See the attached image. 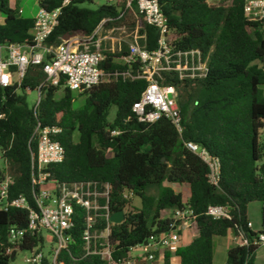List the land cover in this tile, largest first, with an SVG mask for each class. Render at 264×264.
Listing matches in <instances>:
<instances>
[{
  "label": "trees",
  "instance_id": "obj_1",
  "mask_svg": "<svg viewBox=\"0 0 264 264\" xmlns=\"http://www.w3.org/2000/svg\"><path fill=\"white\" fill-rule=\"evenodd\" d=\"M247 0H158L170 29V44L176 50H197L207 59L203 78L179 80L163 74L161 85L177 90L182 132L159 119L140 123L131 111L146 83L118 78L82 93L60 87H41V67L30 66L20 85L0 87V151L4 166L13 177L6 201L26 198L32 209L31 157L37 125L56 127L52 139L64 149V160L48 165L49 180L59 183L96 182L108 184L109 210L125 212L120 224H111L108 244L114 262L127 256L129 248L169 230L166 211L182 206V194L171 185H185L187 205L195 215L197 234L175 256L180 264H213V238L232 232L248 241L247 246L227 250L225 264H253L258 247L252 239L264 234V19L245 17ZM20 0H0V46L31 41L33 17L19 8ZM37 0L45 10L60 7L58 23L47 39L56 46L73 35L89 36L105 19V27H137L138 44L147 50L156 47L157 31L147 25L133 5H97L94 0ZM22 11L19 13V11ZM100 67L105 71H126L119 60L127 55L124 44L114 53L104 52ZM40 87V99L29 106L27 94ZM82 103L76 105V100ZM35 108V109H34ZM114 109L110 120L111 109ZM193 142L219 160L217 186L209 184L206 165L185 147ZM4 167V168H5ZM0 170V180L5 169ZM131 193V200L122 198ZM139 199V207L131 201ZM260 203V229L252 228L248 207ZM209 206H220L226 217L206 215ZM133 208V209H132ZM248 223L251 227H248ZM28 226V212L7 206L0 209V264H13L9 249L27 251L43 248L42 232L27 233L24 241L12 246L11 228ZM100 225L99 228H103ZM82 209L76 207L71 242L59 259L66 264H106L100 257L84 256Z\"/></svg>",
  "mask_w": 264,
  "mask_h": 264
},
{
  "label": "built area",
  "instance_id": "obj_2",
  "mask_svg": "<svg viewBox=\"0 0 264 264\" xmlns=\"http://www.w3.org/2000/svg\"><path fill=\"white\" fill-rule=\"evenodd\" d=\"M106 5L124 6L131 11L134 5L143 16L147 25L153 27L158 38L156 47L147 50L138 44L137 27L131 40L114 39L111 33L115 27L106 28L110 19L103 20L89 36L73 35L62 39L56 46L47 45V39L58 23L60 7L45 10L38 7L33 16L34 25L31 41L21 44L0 46V87L20 85L30 66L41 67L45 80L41 87L54 86L82 93L96 85L109 83L118 78L142 80L146 85L139 99L131 106V111L140 123L152 124L159 119L169 121L178 134L182 132L181 117L177 105V90L173 85H161L163 74H174L179 80L203 78L207 72V59L197 50L180 51L170 44V29L158 0H100ZM69 0H62L61 6ZM22 11L20 10L19 13ZM246 18L252 21L264 19V0H247L243 6ZM102 40L109 41L108 49L102 47ZM124 44L127 55L119 62L127 65L126 71H105L100 65L104 61V52L114 53ZM116 52V51H115ZM40 99V87L37 89L35 108ZM34 108V109H35ZM1 118V115H0ZM56 127L37 125L32 137L36 141L35 154L31 157V185L34 188L32 209L23 196L6 201L8 188L13 177L5 173L0 180V209L7 206L28 212V226L23 230L11 228L8 233L12 246L24 241L27 233L41 231L43 248L27 250L24 264H66L59 257L67 251L71 242L70 230L73 227V215L76 207L82 209L84 229L82 231L84 256H98L106 264H177L175 252L180 247V235L187 230H196L195 215L182 198V206L166 211L170 220L169 230L150 234L147 239L129 248L127 256L114 262L111 247L108 244L110 233L109 210L110 189L108 184L96 182L59 183L49 180L45 168L59 164L64 160V149L52 136L59 133ZM186 149L195 154L207 167L209 184L217 186L219 180V160L211 156L206 149L186 142ZM124 200H131V193H124ZM125 212H123L124 214ZM206 215L213 219L226 217V211L220 206H209ZM104 225L101 229L100 225ZM248 227L251 224L248 223ZM46 233V236L44 235ZM237 246L248 245L241 236L235 237ZM251 245L264 246V234L252 239ZM8 252H17L9 249ZM259 264V263H253Z\"/></svg>",
  "mask_w": 264,
  "mask_h": 264
},
{
  "label": "rangeland",
  "instance_id": "obj_3",
  "mask_svg": "<svg viewBox=\"0 0 264 264\" xmlns=\"http://www.w3.org/2000/svg\"><path fill=\"white\" fill-rule=\"evenodd\" d=\"M209 4L211 5H216L221 3L220 0H207ZM94 3L97 5H101L103 4V2H101L100 0H94ZM19 8H21V10L23 11V15L26 17H33L37 11V0H20L19 4H18ZM116 29L111 33V37H113L114 39H121V40H131L133 37V32L134 30L129 29L126 26L123 27H115ZM102 47L105 49H108L109 47V41H104L102 40ZM113 51H117V43H115L114 49ZM37 100V91H31L27 94V103L29 106H32L34 104V102ZM82 103V99H77L76 100V105H80ZM114 115V109L112 108L110 111V115H109V119L111 120L113 118ZM4 166V162L3 159L1 157V151H0V170L3 169ZM5 172L4 173H9L7 167L4 168ZM185 193H183L182 196H184V198H187L188 195V191H187V187L185 185H182ZM176 192L177 191V188ZM131 205L133 208H138L139 207V199L134 198L131 201ZM132 208V209H133ZM260 208H261V204L260 203H252L251 205H249L248 207V216L251 219V221L254 224L255 228H260ZM44 235L46 236V233H44ZM219 241L220 238H217ZM28 255V253L26 251H18L15 255L13 264H24V257H26ZM225 258V253L222 254L221 259H214L213 264H224L223 260Z\"/></svg>",
  "mask_w": 264,
  "mask_h": 264
},
{
  "label": "crops",
  "instance_id": "obj_4",
  "mask_svg": "<svg viewBox=\"0 0 264 264\" xmlns=\"http://www.w3.org/2000/svg\"><path fill=\"white\" fill-rule=\"evenodd\" d=\"M2 21H3V18L0 16V23H2ZM171 188L174 190V192H176L175 188H177V191L180 192L182 195L183 193H185L182 186L173 184L171 185ZM182 198L184 199V196H182ZM187 198H188V195H187ZM251 223H252V228L254 230L260 229V228H255L252 221ZM196 234H197V229L196 230L192 229V230H187V231L182 232L180 235V247H184L188 245L193 240V238H195ZM217 238H220V240L216 241L218 240ZM213 244H214V248H213V261H214V259H221V256L223 253H225L226 255L227 250L236 245L235 237L232 234V232H228L225 237L213 238ZM173 259L177 264H180V259L177 256H174ZM224 261H225V258L223 260V263L225 264ZM254 263L264 264V246H261L257 249L255 256H254Z\"/></svg>",
  "mask_w": 264,
  "mask_h": 264
},
{
  "label": "water",
  "instance_id": "obj_5",
  "mask_svg": "<svg viewBox=\"0 0 264 264\" xmlns=\"http://www.w3.org/2000/svg\"><path fill=\"white\" fill-rule=\"evenodd\" d=\"M124 220V214L122 211H118L116 213H113L111 216H110V222L113 223V224H120L122 223ZM14 257V253L12 254L11 258Z\"/></svg>",
  "mask_w": 264,
  "mask_h": 264
}]
</instances>
